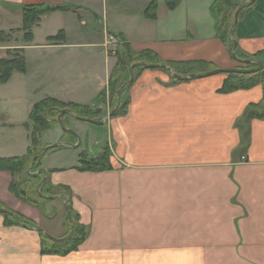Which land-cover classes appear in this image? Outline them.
<instances>
[{
    "label": "crops",
    "instance_id": "crops-1",
    "mask_svg": "<svg viewBox=\"0 0 264 264\" xmlns=\"http://www.w3.org/2000/svg\"><path fill=\"white\" fill-rule=\"evenodd\" d=\"M154 1L151 19L146 10ZM215 1L182 0L170 9L166 0H0V32L9 35L0 42V59L21 49L27 61V71L14 72L15 81L4 84L9 99L0 88V102L12 113L21 106L28 113L19 121L10 111L0 114V135L19 137L16 144L0 140V158L27 154L30 113L47 97L101 112L110 108L117 58L108 53L109 32L164 63L238 68L217 35ZM29 5L78 9L43 17L28 42L22 28ZM255 6L239 14L235 27L247 54L264 50V0ZM61 30L63 41L48 40ZM226 78L175 82L168 70L148 68L129 89L127 113L104 124L112 169L80 170V156L67 165L45 164L50 182L72 191L69 205L87 231L78 250L42 253L40 229L58 238L68 232V195L51 202L56 207L59 201L63 211L52 207L50 214L49 203L18 199L10 190L13 174L0 171V205L33 225L6 226L0 214V264H264V119L244 117L249 105L262 102L264 90L260 84L222 93Z\"/></svg>",
    "mask_w": 264,
    "mask_h": 264
},
{
    "label": "trees",
    "instance_id": "trees-1",
    "mask_svg": "<svg viewBox=\"0 0 264 264\" xmlns=\"http://www.w3.org/2000/svg\"><path fill=\"white\" fill-rule=\"evenodd\" d=\"M182 0H166V3L170 9H175ZM257 0L247 1L242 8L240 14L255 9ZM157 2L154 1L150 4L146 10L148 18H155L157 10ZM240 5H235L234 0H216L211 8L212 15L215 20V27L218 37L226 43L232 56L234 43L231 37H235V28L231 34L232 25L234 23V17L237 9ZM78 8L72 5H29L23 8V28L25 32L24 38L26 41L31 42L34 39L33 27L37 25L41 19L47 15L57 12L76 11ZM235 9V10H234ZM233 13L231 14V12ZM264 14V11H263ZM120 40V44L117 47L116 65L109 78V92H110V112L115 108L112 117L123 116L127 113V107L130 102V96L128 95L129 89L132 84L124 85L130 80L131 72L130 68L134 67V81L140 76V74L149 68V65L167 64L176 73L182 76H190L192 74H206L210 71L208 67L210 63L205 61H193L185 63H164L159 56L150 50L142 52H135L131 45L126 42L123 37L117 35ZM9 35L0 32V42L8 41ZM64 32L61 30L57 35L48 38L49 41H63ZM238 61L241 63L239 68L252 69L258 67L259 62H262L263 66L260 70L252 73H230L226 74L227 78L220 89L222 93H231L237 90L251 89L257 85H262L264 90V50L257 54L243 53L239 47L237 49ZM159 70L167 71L165 68H159ZM27 61L21 53V49H15L10 51L9 58L0 59V82H8L14 72H26ZM175 82H179L174 76ZM121 91L120 96L118 93ZM105 93H103L104 95ZM65 109L70 110V113H65L62 118V124H68L69 116L76 117L79 120L94 119L97 114L101 113V110L93 109L89 106H84L75 103H64L55 98L47 97L34 105L30 113V121L27 124L28 127H32L31 133V145L28 148L27 154L23 156L0 158V171H9L13 174L14 180L10 185L11 192L21 201L30 205L39 206L40 204H46L53 201V198L60 196H67L69 203L72 195L70 187L65 185L54 186L46 173L45 175L41 169L40 158L42 155L48 152L58 150V145L44 147L40 139V134L46 130L52 128L56 123L60 124L59 115ZM244 117L246 119L261 118L264 119V97L262 102L258 104H251L247 107ZM67 127V125H65ZM42 153L44 149H46ZM42 153L35 163L32 165V160L37 154ZM112 151L107 144L96 155H90L89 152L83 151L80 153V170L83 171H105L112 169L111 164ZM31 167L32 173L28 172V168ZM26 174L24 179L18 180V175ZM33 173H36L35 175ZM21 177V176H20ZM60 193H59V192ZM64 191V193H63ZM0 209H4L0 205ZM71 215L73 217L74 230L70 238L63 240H52L46 236L43 232L42 235V253L43 254H68L72 251L78 250L79 246L84 242L87 237L86 228L78 222V214L69 205ZM7 210V209H5ZM9 211V210H7ZM5 225H20L24 227H33L32 222L29 221L23 215L16 212L9 211L5 214ZM64 216L67 221L68 232L64 235L68 236L71 231V225L69 218L64 211Z\"/></svg>",
    "mask_w": 264,
    "mask_h": 264
},
{
    "label": "rangeland",
    "instance_id": "rangeland-1",
    "mask_svg": "<svg viewBox=\"0 0 264 264\" xmlns=\"http://www.w3.org/2000/svg\"><path fill=\"white\" fill-rule=\"evenodd\" d=\"M247 1H250V0H234V4L235 5H242L243 3L247 2ZM259 1L260 0H257V3ZM232 13H233V11L231 12V14ZM157 70H159V69H157ZM11 79H12V77H11ZM11 81H15L14 78ZM6 83L7 82H5V83L0 82V88L3 90V93H4L3 96L9 99L12 92L10 90H7V86L4 85ZM0 97H1V93H0ZM0 104H2V106L0 107V114L7 115L10 111V113L12 115H15V116H13V118H14V119H12L13 121L24 120V118L27 116L26 114H28V113H26V109H24V107H22V106L20 107L19 111H17V109H15V112L12 113L11 112L12 109H9L8 107H6L4 105V103H2V102H0ZM110 113H111L110 108L105 107V109H103L101 113L97 114V116L94 119H96V120H102V119L108 120ZM68 119H69V120H67L68 124L65 123V125H67V127H65V125H63V127H62L59 123H56L52 126L51 129L46 130L40 134V139L42 141L43 148L48 147V146H52V145H58L59 146L58 150L45 153L44 155L41 156V158H40L41 168H45V164L50 165L51 164L50 160H52V159H53L54 164L56 166L71 164V162H73V160H76V158H79L80 153H82L83 151L87 150V152H89L91 154L92 153L98 154L100 152L101 148H103L104 146L107 145L106 143L109 141V138H110L109 128L107 125H96V124L90 123V122L85 121V120L76 119L72 116H69ZM30 130L32 133V127H30ZM0 131H2L1 128H0ZM29 137H30L29 138V141H30L31 136H29ZM18 139H19V137L16 136L15 134H9L8 133V134L0 135V140L5 141V144H7V143H15L16 144L17 142H19ZM76 147H78V148H76ZM33 160H32V164H34ZM54 164H52V165H54ZM31 173H32V171L30 169V174ZM26 174L29 175L28 172H26L25 174L23 173L21 175H18V180H19V178L24 179V177L27 176ZM33 174L35 175L36 173H33ZM51 197L53 198V196H51ZM60 198H61V196L58 195L57 197L53 198V201L57 200V199L60 200ZM57 203H59L58 204L59 206H56V207L59 209V211H61V210L63 211V205L59 201ZM52 205H53V203H51V202H49V204L47 205L50 214L53 212L52 207H55ZM56 207H55V209H56ZM43 215L46 218L45 221H48L47 220L48 216H49L48 213L45 212ZM42 226H44V225H42Z\"/></svg>",
    "mask_w": 264,
    "mask_h": 264
},
{
    "label": "water",
    "instance_id": "water-1",
    "mask_svg": "<svg viewBox=\"0 0 264 264\" xmlns=\"http://www.w3.org/2000/svg\"><path fill=\"white\" fill-rule=\"evenodd\" d=\"M255 1V0H253ZM245 4H242L239 6V8L237 9L236 13H235V17H234V23L232 25V29H231V34L234 30V28L236 27V25L238 24V20H239V14L242 10V8L244 7ZM231 39L233 40V43H234V47H233V57L235 59H238L237 57V49H238V41L236 39H234L233 37H231ZM258 64V67L256 68H252V69H244V68H232V69H216L214 71H211V72H208L206 74H202V75H199V74H192L190 76H182L178 73H176L170 66H168L167 64H158V65H149V68H152V69H159V68H165L167 69L168 71H170L173 76L177 79V80H180V81H187L191 78H198V77H205V76H210V75H214V74H230V73H242V74H246V73H252V72H255V71H258L262 68L263 64L262 62H259L257 63ZM134 67L135 65H133L131 68H130V72H131V78L130 80L124 85L127 86L128 84H132L134 82ZM120 93L121 91H119L118 93V97L120 96ZM116 111V108L112 111V113H110V116L109 117H112L114 112ZM70 113V110L68 109H65L61 112V114L59 115V121H60V125L63 127V124H62V117L65 113ZM88 122L90 123H93V124H96V125H104L106 120H101V121H98V120H95V119H87ZM46 149H44L42 151V153L44 151H46ZM42 153H39L36 155V157L34 158L33 160V163H35V161L38 159V157L42 154ZM33 165V164H32ZM32 165L28 168V172L30 173V169L32 167ZM40 171H43L44 175H45V178H44V181L46 180V170L45 169H41ZM52 198V197H51ZM65 211H66V214L70 220V224H71V233L64 237V238H56L48 233H45L46 236H48L50 239L52 240H63V239H68L71 237L72 235V232L74 230V224H73V218H72V215H71V212H70V209H69V205L68 204H65ZM9 211L5 210V209H0V214H5Z\"/></svg>",
    "mask_w": 264,
    "mask_h": 264
},
{
    "label": "built area",
    "instance_id": "built-area-1",
    "mask_svg": "<svg viewBox=\"0 0 264 264\" xmlns=\"http://www.w3.org/2000/svg\"><path fill=\"white\" fill-rule=\"evenodd\" d=\"M107 43L108 44H113L116 45L118 43L117 39L115 36L113 35H107ZM116 50L115 49H111L110 53L115 54Z\"/></svg>",
    "mask_w": 264,
    "mask_h": 264
}]
</instances>
